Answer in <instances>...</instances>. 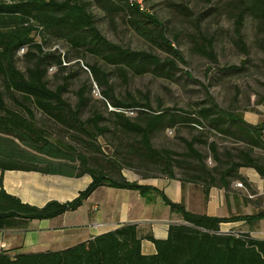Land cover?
Instances as JSON below:
<instances>
[{
    "label": "trees",
    "instance_id": "16d2710c",
    "mask_svg": "<svg viewBox=\"0 0 264 264\" xmlns=\"http://www.w3.org/2000/svg\"><path fill=\"white\" fill-rule=\"evenodd\" d=\"M148 1L143 0L146 6L143 8L133 0H0V169L48 172L52 171V164L46 159L50 157L60 160L55 164V171L59 168L61 174L72 176L88 174L92 179L72 201L51 202L42 208L21 203L8 195L0 184V228L75 211L101 186L135 190L143 197L155 194L171 212L182 217L183 223L170 225L164 240H157L152 235L142 237L136 225L126 224L62 251L14 256L0 252V264H264V239L253 238L248 233H225L219 228L221 223L235 221L253 225L264 219V210L227 218L195 215L187 212L182 204L169 201L162 192L128 181L122 175V169L126 167L137 168V175L142 179L152 177L153 171L160 177L174 179L175 168H180L183 175L179 180L204 183L205 196L210 186L217 181L225 185L227 178L247 185L238 174L240 168H251L264 178V122L250 125L237 111L219 107L209 99L206 106L187 113L182 110L154 111L148 102H139L132 97L121 101L114 97L107 74L97 62L113 67L123 79L129 71L137 75L153 72L168 77L178 63L186 64L183 55L172 46L173 41L165 37V28L147 10ZM199 1L212 3V0ZM170 6L180 12L188 10L181 3ZM91 7L111 21L122 17L129 28L154 43L166 57L162 60L151 52L132 50L108 41L101 34ZM225 12L234 22L235 45L246 53L241 33L244 20L249 17L259 29H264V0H236L225 8ZM51 40L64 43L78 58L96 60L92 65L86 63L85 67L101 89L103 101L114 110L122 111L111 114L129 141L117 140L118 145L110 157L103 155L97 144L98 138L111 133L107 125L101 124L102 117L95 114L82 119L87 105L84 91L78 92V102L72 106L63 97L69 85L67 79L54 89L49 87V69H62V63H69L71 59L56 49L45 50ZM21 49H26L22 56L23 71L17 67ZM196 50L211 62L216 61L213 41H207ZM240 71L241 68L233 66L223 70ZM6 96L20 107H8ZM17 96L22 102L19 103ZM34 109L70 133L71 138L73 134L81 149L77 145L48 139L47 133L35 125ZM125 111H137V115L131 121L123 113ZM179 124L193 130L206 127L241 146L221 154L216 145L210 143L208 147L216 163L213 169H207L204 155L194 147L195 143L206 144L199 138L186 142L187 151L183 154L153 146L156 133ZM143 238L154 244L155 254H142Z\"/></svg>",
    "mask_w": 264,
    "mask_h": 264
},
{
    "label": "rangeland",
    "instance_id": "374dc122",
    "mask_svg": "<svg viewBox=\"0 0 264 264\" xmlns=\"http://www.w3.org/2000/svg\"><path fill=\"white\" fill-rule=\"evenodd\" d=\"M235 1L212 0L211 4L199 0L148 1L147 10L165 28V37L173 41L172 46L183 55L186 64L178 63L168 77L153 72L137 75L129 71L123 79L113 67L97 62L99 68L107 74L108 84L112 87L114 97L121 101L132 97L139 102H148L154 111L182 110L187 113L196 107L206 106L209 99L219 107L233 109L242 116L264 120V29H259L253 19L246 17L241 33L247 52L244 53L239 49L235 45L234 22L225 12V8ZM173 3H181L188 10L180 12L170 6ZM144 7L146 8L143 5ZM91 12L97 20L101 34L108 41L132 50L151 52L162 60L166 57V54L154 43L145 40L129 28L122 17L111 21L95 7H91ZM36 40L39 39L36 37ZM207 41H213L215 62L197 53L196 48L203 47ZM44 49L51 51L56 49L62 55L71 58L69 63H62V69L56 67L49 69V87L54 89L67 79L69 85L63 97L72 106L78 102V92L84 91L87 105L82 112V119L90 118L95 114L102 117L101 124L107 125L111 133L98 138L97 144L102 154L110 157L118 145L117 140L128 142L129 138L122 133L115 116L111 114L112 111H122L114 110L108 102L103 101L101 89L97 87L85 67L87 64H94L96 60L91 57L78 58L73 52L68 51L64 43L55 40L49 41ZM25 51L26 49H21L18 52L17 67L21 71L25 67L22 60ZM232 66L241 68V71L223 72L224 69ZM16 98L19 103L22 102L20 97ZM5 103L13 109L20 107L8 96L5 97ZM123 113L131 121L137 115V111ZM34 115L35 125L47 133L48 139L77 145L73 134L71 138L70 133L46 119L35 109ZM193 138L206 141V144L195 143L194 147L204 155L207 169H213L216 165L208 147L210 143H214L221 154L241 146L229 137L208 131L206 127L193 130L182 124L156 133L152 143L157 149H169L183 154L187 151L186 142ZM76 147L81 149L78 145ZM137 173V168L122 169V175L131 181L138 176ZM182 173V169L175 168L176 177H182ZM151 174L152 177H160L157 172L153 171ZM239 183L242 185L241 182H237ZM253 193L255 191L250 187L245 191V195ZM255 199L261 204L262 201L264 202V196ZM261 208H264V203ZM228 232L243 233L237 231L225 233Z\"/></svg>",
    "mask_w": 264,
    "mask_h": 264
},
{
    "label": "crops",
    "instance_id": "0c3cea01",
    "mask_svg": "<svg viewBox=\"0 0 264 264\" xmlns=\"http://www.w3.org/2000/svg\"><path fill=\"white\" fill-rule=\"evenodd\" d=\"M257 118L243 116V120L250 125L264 122ZM46 159L52 164V171L0 169L3 190L23 204L42 208L51 202L72 201L91 183L88 174H61L59 168L55 171V164H59L60 160L50 157ZM238 174L247 185L239 187V180L227 178L225 185L217 181L210 186L206 196L204 183H182L178 177L142 179L136 176L132 181L162 192L169 201L182 204L187 212L195 215L227 218L233 215H252L264 210L261 208L264 202L261 204L255 199L264 196V178L251 168H240ZM248 187L255 193L245 195ZM182 223V217L171 212L169 206L155 194L143 197L135 190L101 186L75 211L50 219L19 221L18 224L0 228V252L14 256L62 251L126 224L136 225L142 237L152 235L157 240H164L170 225ZM219 228L221 232L237 231L248 233L256 239H264V219L253 225L245 221L226 222L221 223ZM141 252L144 255L155 254L154 244L143 238Z\"/></svg>",
    "mask_w": 264,
    "mask_h": 264
},
{
    "label": "built area",
    "instance_id": "2783aa9c",
    "mask_svg": "<svg viewBox=\"0 0 264 264\" xmlns=\"http://www.w3.org/2000/svg\"><path fill=\"white\" fill-rule=\"evenodd\" d=\"M134 2L138 3L140 7H143V0H133ZM239 187H241L242 185L239 183L237 184Z\"/></svg>",
    "mask_w": 264,
    "mask_h": 264
}]
</instances>
